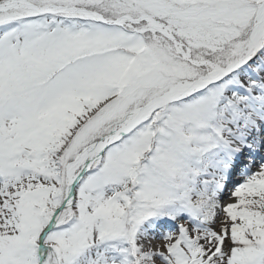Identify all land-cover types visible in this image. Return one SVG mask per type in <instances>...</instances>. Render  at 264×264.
Segmentation results:
<instances>
[{"label": "snow or ice", "instance_id": "6c2138e0", "mask_svg": "<svg viewBox=\"0 0 264 264\" xmlns=\"http://www.w3.org/2000/svg\"><path fill=\"white\" fill-rule=\"evenodd\" d=\"M0 264H264V0H0Z\"/></svg>", "mask_w": 264, "mask_h": 264}]
</instances>
